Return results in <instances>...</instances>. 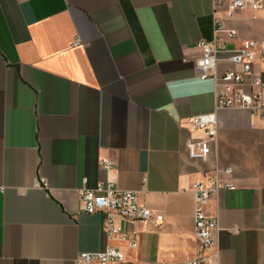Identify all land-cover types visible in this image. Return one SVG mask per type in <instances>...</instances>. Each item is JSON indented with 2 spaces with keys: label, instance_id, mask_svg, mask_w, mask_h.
I'll return each mask as SVG.
<instances>
[{
  "label": "crops",
  "instance_id": "1",
  "mask_svg": "<svg viewBox=\"0 0 264 264\" xmlns=\"http://www.w3.org/2000/svg\"><path fill=\"white\" fill-rule=\"evenodd\" d=\"M212 10L213 0H0V264H77L108 246L131 264L186 262L199 249L193 184L228 167L236 189L207 208L219 221L208 264H264V114L218 110L208 159L188 154L201 135L190 118L214 111L222 76L239 69L222 60L199 76ZM222 16L238 33L230 49L264 39V10ZM254 70L264 78V62ZM104 181L163 222L117 220L129 240L106 234L104 213L80 200Z\"/></svg>",
  "mask_w": 264,
  "mask_h": 264
},
{
  "label": "built area",
  "instance_id": "2",
  "mask_svg": "<svg viewBox=\"0 0 264 264\" xmlns=\"http://www.w3.org/2000/svg\"><path fill=\"white\" fill-rule=\"evenodd\" d=\"M251 8L264 10V0H213L212 40L201 39L198 46L201 57L196 61L200 78L215 76L217 63L227 60L237 66L238 70H228L221 80L222 88L215 91V110L198 114L190 122L201 131V135L188 140V154L191 158L207 160L211 152V143L215 140L218 124L217 111L220 109L244 108L254 114H264V78L254 70L255 61L264 62V39L247 40L238 49H230L228 40H233L238 33L226 25L222 13L233 16L237 12ZM74 46L82 45L77 38ZM228 54L227 57H223ZM112 162L103 160L102 168L109 170ZM232 168H216L203 180L193 184L195 201L194 225L199 241L196 257L177 264H208L211 262L210 250L214 243V233L219 230L218 217L207 211L210 201L217 197L221 190H234L236 185L231 181ZM224 174V176H222ZM82 210L89 214L102 212L105 215L104 230L110 236L119 235L124 241L129 234L117 226V220L134 222H152L160 224L164 216L142 204L139 195L134 191L116 188L111 181L97 184L93 189L85 188L80 194ZM135 245L134 243L132 244ZM77 264H131L126 260L123 250L117 246H108L99 252H82Z\"/></svg>",
  "mask_w": 264,
  "mask_h": 264
}]
</instances>
